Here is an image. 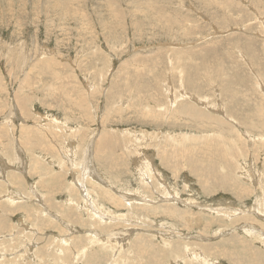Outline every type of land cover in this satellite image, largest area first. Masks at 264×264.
Masks as SVG:
<instances>
[{
    "label": "rangeland",
    "instance_id": "obj_1",
    "mask_svg": "<svg viewBox=\"0 0 264 264\" xmlns=\"http://www.w3.org/2000/svg\"><path fill=\"white\" fill-rule=\"evenodd\" d=\"M28 1L0 0V161H2L0 164L6 166V168L4 166L0 167V169L2 168L0 170V202L3 201V203H0V205L2 204L0 206V214L5 218L2 215L0 216L3 220L7 221L4 227L5 229H0V241L2 240L5 244H0V255L7 256L6 258L9 260V264H15V262L16 264H20V262L21 264H25L26 261L28 264H40L39 261L45 256L46 252L51 253V250L56 249L54 247V241L56 239L58 240V236L70 239L75 235V233H65L70 232V228L63 225L60 226V224L57 225L53 218L56 217L57 220L59 219L66 225L71 224L82 232L76 234H84L90 231L93 232L91 228L96 227L92 225L94 224L92 222L96 219V215L93 214L99 210L106 215L112 216V220L107 217L102 220L121 222L120 226H118L121 230L129 224L131 226L133 223L136 224L135 221H137L140 227L137 230L138 234L135 233L133 235L134 237H131L132 239L128 238L126 241L125 239H123L124 241L118 239V241L116 239H109V241L104 239V241L102 239V242L97 237H90L91 240L89 242V237L79 235L84 237V240L88 242V247H91L90 251L89 249H85V254H79L78 252L80 251L76 252V250L74 251L76 253H71L70 251L64 252V258L65 256L68 257L69 261H66L67 259L65 258L66 260L63 259L61 262L58 260L57 264L84 263L80 261H85L84 264H149V261L151 264H155V262H158L157 264H200V262L201 264H208V261L209 264H257V262H259L258 264H264V229H262L264 228V0H149V2H146L147 0H58L59 2L61 1L59 3H62L61 5H57L54 2L55 0ZM158 4L161 6H158ZM62 5L64 8H62ZM53 8H56V11ZM71 9L73 10L72 12ZM66 12L69 13L67 14ZM75 14H78V16ZM37 15L38 17H35ZM85 19L88 20L85 21ZM52 21L55 22L53 23ZM137 26H140V28ZM152 27L154 28L152 29ZM24 44L25 46H23ZM43 51L46 55L41 56V54H45ZM41 57L44 58L41 59ZM37 62H39L38 66L41 64L39 67L37 66ZM49 69L52 70L50 71ZM55 70L58 71L55 72ZM60 75H64L63 79L62 76L60 78ZM169 93H173L172 96L174 95V98ZM177 94L181 96L179 95L180 97L177 98ZM16 95L17 97H14ZM184 104L188 105L186 107L188 109H190L189 104L193 108L187 110ZM155 107L157 108L155 109ZM183 109H186L184 110L186 113L195 111L199 118L189 115L185 116V114L181 113L176 114L177 110L183 112ZM160 110H162L161 114L159 113ZM200 114H205V116L211 119L218 116L217 118L220 121H214L217 123L214 124L209 122L211 119L204 118L205 121L200 120ZM226 120L231 125L229 123L226 124ZM227 125H230L232 128L230 129ZM204 126L208 127L204 129ZM125 130L129 134L135 133L129 135ZM99 131H102V133L106 132L107 140L102 143L104 144L103 146L98 147L99 150L97 151L96 137L100 133ZM188 132H191L189 137H187ZM152 133H155V135ZM174 135H177V139ZM209 136L211 139H209ZM18 137L19 139H17ZM137 137H141L139 141ZM210 140L212 146L209 143ZM174 142L176 146H173ZM184 143H187V145ZM60 145L64 151L61 150ZM126 145L129 146L126 147ZM201 145L203 146L202 149H200L202 147ZM14 148L17 149L15 150ZM128 148L130 149L128 150ZM174 148H176V151ZM140 149L144 151L142 152ZM206 150L207 152H205ZM65 152L68 154H65ZM138 152L142 158L138 155ZM180 152L184 153L180 154ZM73 153L75 154L74 156L71 155ZM151 154L154 156L152 157ZM133 155L136 157H133ZM176 156L179 158L177 159ZM81 157H86V160ZM148 157L152 159V162L149 161L150 158L148 159ZM42 160L46 161V165L47 162L51 163L46 166ZM76 162L83 164L80 166ZM147 162H149L148 166ZM101 163L104 167L103 165L101 166ZM203 168L205 173L201 172ZM17 169H19L18 172H23L21 178L17 177V183L19 185L14 180L19 173L13 176L14 179L10 178V176L8 177V173L14 170L17 171ZM46 169H49L48 172ZM147 169L148 171L146 172ZM153 169L157 170L159 174L162 173L160 174V178L156 174L158 172H155ZM82 170L83 174L85 172L84 170H87L85 174H88L86 176L84 174L83 176L81 174ZM154 172L155 174H153ZM52 174L53 178L51 177ZM143 174L146 176L144 175V177ZM81 175L82 178L86 177V179L81 180ZM76 176L77 178H75ZM3 177L5 180H8L5 182ZM91 177L97 178H95V182L94 178L92 179ZM146 177H150L151 179L148 180ZM60 179L61 181H59ZM101 180L103 183H101ZM202 181L205 182L202 183ZM45 182L47 183L45 184ZM75 182L79 183L74 185ZM55 183L56 185H54ZM223 184L224 186H222ZM156 185L159 186L157 187ZM245 186L246 188H244ZM67 188H69L68 190L71 193L69 191L67 192ZM92 190L94 191L92 192ZM112 190L116 193L118 191L120 192L117 193L118 196L116 197L122 201L125 200L123 194L133 198L143 197L142 199L145 200L144 202L141 201V204L126 203L125 200V202L123 201L125 206H116L110 200L111 196L115 197L116 195ZM98 193L99 196H97ZM136 194H139L141 197ZM172 194L177 196L176 200L165 199L166 195H168L167 198H173ZM22 195L26 196L27 202H22L20 199L18 201H12L8 198V196H11V198H19ZM34 196L35 198H33ZM144 196L147 197L144 198ZM8 199L12 201V204ZM46 200L51 201L57 210L50 207L46 203ZM163 200L166 201L163 202ZM255 200L262 202L257 203ZM41 202L44 203L42 204ZM86 204L92 205V210L89 208L90 206L87 208ZM94 204L96 205L94 206ZM145 204L148 207L168 206L174 212L165 214L164 212L151 213L149 211H141L143 205L146 207ZM40 205L43 206L41 207ZM33 206L38 207L37 211L39 212L37 213L40 217H31L28 214L27 208L31 207L32 209ZM1 207L5 209L3 210ZM138 207H140V210H137ZM221 207H225L223 211L219 212L216 210ZM46 208L47 210L49 209L48 211H50V216H53L52 218L44 214L46 213L44 211ZM61 208L67 217L60 214L59 211H63ZM94 208L98 209L93 210ZM70 209L72 211H67ZM143 209L145 210V208ZM84 210L91 212H89L90 214L88 212L85 213ZM229 212H232L231 216ZM127 214H130L129 217L131 218ZM175 214H178L180 217L176 215V218ZM120 218L122 220L124 218V220L121 221ZM179 218L183 219L181 220ZM69 219L76 224L70 223ZM18 220L21 223L17 222ZM78 220L80 221L79 223L76 222ZM249 220L252 222L249 223ZM24 223L30 229L35 228L37 231L35 232L34 229L33 231H29L28 229L29 232L21 231L20 227ZM7 224L9 225L7 226ZM54 224L59 228L61 227L62 230L67 229V231L65 230L63 233L59 232L58 229L53 227ZM226 227L227 229H225ZM88 228L90 229L88 230ZM114 229L116 230V227L109 229V231ZM165 230L168 233H175L174 237H164L160 232ZM171 230L172 232H169ZM25 233L30 234V238ZM142 233L143 236H141ZM147 233L150 234L148 235ZM191 235L194 236V239H191ZM197 235H200L203 239ZM2 237L4 238L2 239ZM6 238H11L10 241L12 244ZM32 239H37V242H35L37 247H33ZM162 239L166 242H163ZM140 241L143 242L144 248L138 249L134 247V243ZM177 242L178 245L176 244ZM221 242L224 244L222 245ZM251 242L254 244L251 245ZM6 243H10L11 247ZM26 243L32 244H29L31 246L30 249ZM125 243H127V246ZM235 243L238 244L236 245ZM2 244L3 249L1 248ZM101 244H104V246H101ZM40 245L44 247V250H40L43 249ZM5 246L8 250L4 249ZM217 246L218 248H216ZM19 247L21 250H24L21 252ZM204 247L207 248L204 250ZM32 249L33 254L31 252ZM120 249H123L124 252H120L122 251ZM233 249H235V253L232 252ZM137 250H141L143 253L141 254ZM175 252L177 257L175 256ZM224 252L225 254H223ZM238 252L240 253L238 254ZM56 253L59 254L57 251ZM202 253L205 257L201 255ZM121 255L124 257L125 255L128 256L124 258ZM143 255L146 256L145 259H142L144 258ZM236 255L239 257L236 258ZM86 256L91 262L86 259ZM141 256L143 257L141 258ZM246 256L247 258H245ZM168 257L169 260H166ZM199 257L200 260L198 259ZM201 257L206 259L207 262ZM30 258L34 260H30ZM123 258L127 260V263ZM241 258L243 260L240 261ZM244 258L248 260L247 263ZM16 259H19V262ZM22 259H24V262H22ZM77 259L81 260L78 261ZM252 259H255L257 262H254L255 260L252 261ZM49 264L52 263L50 262Z\"/></svg>",
    "mask_w": 264,
    "mask_h": 264
},
{
    "label": "bare ground",
    "instance_id": "obj_2",
    "mask_svg": "<svg viewBox=\"0 0 264 264\" xmlns=\"http://www.w3.org/2000/svg\"><path fill=\"white\" fill-rule=\"evenodd\" d=\"M27 1H28V0H27ZM52 1H53V0H52ZM70 1H71V0H70ZM74 1H75V0H74ZM81 1H82V0H81ZM19 2H20V1H19ZM28 2H29V1H28ZM30 2H31V0H30ZM33 2H34V1H33ZM54 2H55L57 5H61V4H62V3L59 4L61 1L59 2L58 0H55ZM135 2H136V1H135ZM146 2H149V0H147ZM23 3H24V2H23ZM51 3H52V2H51ZM63 3H64V2H63ZM78 3H79V2H78ZM80 3H82V2H80ZM156 3H157V1H156ZM161 3H162V2H161ZM34 4H35V3H34ZM34 4H32V5H34ZM64 4H66V3H64ZM67 4H68V3H67ZM71 4H72V3H71ZM75 5L77 6V4H75ZM159 5H160V4H158V6H159ZM20 6H22V5H20ZM54 6H55V5H54ZM68 6H69V5H68ZM145 6H146V4H145ZM155 6H156V5H155ZM160 6H161V5H160ZM0 7H1V6H0ZM28 7H29V6H28ZM77 7H78V6H77ZM80 7H81V6H80ZM80 7H79V8H80ZM131 7H132V6H131ZM133 7H134V6H133ZM138 7H140V6H138ZM156 7H157V6H156ZM13 8H15V7H13ZM13 8H12V9H13ZM62 8H64L63 5H62ZM65 8H66V6H65ZM68 8H70V7H68ZM79 8H78V9H79ZM81 8H82V7H81ZM140 8H143V7H140ZM146 8H147V7H146ZM159 8L161 9V7H159ZM45 9H46V8H45ZM53 9H55L54 11H56V8H53ZM73 9H74V8H73ZM76 9H77V8H76ZM113 9H114V8H113ZM137 9H138V8H137ZM164 9H165V8H164ZM16 10H17V9H16ZM68 10H69V9H68ZM162 10H163V8H162ZM25 11H27V10H25ZM62 11H63V10H62ZM62 11H61V12H62ZM66 11H67V10H66ZM72 11H73V10L71 9V12H72ZM83 11H84V10H83ZM59 12H60V10H59ZM19 13H20V12H19ZM21 13H22V12H21ZM29 13H30V12H29ZM39 13H40V12H39ZM46 13H47V11H46ZM48 13H49V12H48ZM54 13H56V12H54ZM62 13H63V12H62ZM66 13H67V12H66ZM68 13H69V12H68ZM68 13H67V14H68ZM74 13H75V12H74ZM80 13H81V12H80ZM85 13H86V11H85ZM88 13H89V12H88ZM141 13H142V12H141ZM14 14H15V11H14ZM14 14H13V15H14ZM83 14H84V13H83ZM90 14L92 15V13H90ZM110 14H112V13H110ZM44 15H45V14H44ZM56 15H57V14H56ZM75 15H76V14H75ZM75 15H74V16H75ZM114 15H115V14H114ZM135 15H136V14H135ZM140 15H141V14H140ZM11 16H12V15H11ZM59 16H60V15H59ZM76 16H78V14H77ZM76 16H75V17H76ZM89 16H90V15H89ZM93 16H95V15H93ZM132 16H134V15H132ZM142 16H143V15H142ZM16 17H17V16H16ZM18 17H19V16H18ZM35 17H38V15L35 16ZM46 17H47V16H46ZM54 17H55V16H54ZM60 17H61V16H60ZM66 17H67V16H66ZM80 17H81V15H80ZM87 17H88V16H87ZM109 17H110V16H109ZM117 17H118V16H117ZM154 17H155V16H154ZM154 17H153V18H154ZM1 18H2V16H1ZM33 18H34V17H33ZM33 18H32V19H33ZM39 18H40V17H39ZM52 18H53V17H52ZM67 18H68V17H67ZM69 18H70V17H69ZM81 18H82V17H81ZM81 18H80V19H81ZM83 18H84V17H83ZM153 18H152V19H153ZM37 19H38V18H37ZM47 19H48V18H47ZM63 19H64V18H63ZM77 19H78V18H77ZM88 19H89V18H88ZM88 19H87V20H88ZM14 20H15V19H14ZM48 20H49V19H48ZM59 20H60V19H59ZM64 20H65V19H64ZM87 20L85 19V21H87ZM89 20H90V19H89ZM2 21H3V20H2ZM10 21H11V20H10ZM17 21H18V20H17ZM46 21H47V20H46ZM85 21H83V22H85ZM48 22H49V21H48ZM52 22H53V21H52ZM54 22H55V21H54ZM54 22H53V23H54ZM59 22H60V21H59ZM68 23H69V22H68ZM87 23H88V22H87ZM19 24H20V23H19ZM49 24H50V23H49ZM57 25H58V23H57ZM64 25H65V24H64ZM67 25H68V24H67ZM67 25H66V27H67ZM46 26H47V25H46ZM58 26H59V25H58ZM19 27H20V26H19ZM52 27H53V25H52ZM79 27H80V26H79ZM83 27H84V25H83ZM83 27H82V28H83ZM137 27L140 28V26H137ZM34 28H35V26H34ZM34 28H33V29H34ZM47 28H48V27H47ZM49 28H50V27H49ZM55 28H56V27H55ZM64 28H65V27H64ZM150 28H151V27H150ZM153 28H154V27H152V29H153ZM83 29H84V28H83ZM35 30H36V29H35ZM61 30H62V28H61ZM68 30H69V29H68ZM55 32H56V31H55ZM57 32H58V31H57ZM17 33H18V32H17ZM21 33H22V32H21ZM52 33H53V32H52ZM60 33H61V32H60ZM62 34H63V32H62ZM66 34H67V33H66ZM21 36H23V35H21ZM56 36H57V35H56ZM63 36H64V35H63ZM46 37H47V36H46ZM22 38H23V37H22ZM59 38H60V37H59ZM56 39H57V37H56ZM24 40H25V38H24ZM26 40H28V39H26ZM26 42H27V41H26ZM56 42H57V41H56ZM60 42H61V41H60ZM24 43H25V41H24ZM29 43H30V42H29ZM32 43H33V42H32ZM5 44H6V42H5ZM7 44H8V43H7ZM9 44H10V43H9ZM33 44H34V43H33ZM33 44H32V45H33ZM37 44H38V43H37ZM27 45H28V44H27ZM2 46H3V45H2ZM8 46H9V45H8ZM23 46H25V44H24ZM39 46H40V45H39ZM59 46H60V45H59ZM21 47H22V46H21ZM34 47H35V46H34ZM18 48H19V46H18ZM30 48H31V47H30ZM26 49H27V47H26ZM34 49H35V48H34ZM34 49H33V50H34ZM20 50H21V49H20ZM92 50H93V49H92ZM92 50H91V51H92ZM15 52H16V51H15ZM43 52H44V51H43ZM44 53H45V52H44ZM48 53H49V52H48ZM38 55H39V54H38ZM42 55H46V53H45V54H41V56H42ZM36 56H37V55H36ZM46 57H47V56H46ZM35 58H37V57H35ZM42 58H44V57H41V59H42ZM49 59H50V58H49ZM33 60H34V59H33ZM39 60H40V59H39ZM44 61H47V60H44ZM40 62H41V60H40ZM38 63H39V62H37V66H38ZM32 64H34V63H32ZM43 64H44V63H43ZM40 65H41V64H40ZM40 65H39V66H40ZM39 66H38V67H39ZM250 67H251V66H250ZM33 70H34V68H33ZM42 70H43V69H42ZM49 70H50V69H49ZM51 70H52V69H51ZM51 70H50V71H51ZM47 71H48V70H47ZM50 71H49V72H50ZM57 71H58V70H57ZM57 71L55 70V72H57ZM52 72H53V71H52ZM65 73H66V72H65ZM27 74H28V73H27ZM38 74H39V73H38ZM40 74H41V73H40ZM47 74H48V73H47ZM59 74H60V73H59ZM67 74H68V73H67ZM67 74H66V75H67ZM70 74H71V73H70ZM52 75H53V74H52ZM66 75H65V76H66ZM42 76H43V74H42ZM44 76H45V75H44ZM58 76H59V75H58ZM61 76H62V75H60V78H61ZM63 76H64V75H63ZM63 76H62V79H63ZM49 77H50V76H49ZM51 77H52V76H51ZM54 77H55V76H54ZM197 77H198V76H197ZM26 78H27V77H26ZM57 78H58V77H57ZM188 79H189V78H188ZM196 79H197V78H196ZM193 80H194V79H193ZM59 81H60V80H59ZM192 82H193V81H192ZM48 83H49V82H48ZM195 84H196V83H195ZM23 85H24V84H23ZM197 85H198V84H197ZM170 86H171V85H170ZM190 86H191V85H190ZM193 86H194V84H193ZM193 86H192V87H193ZM194 87H195V86H194ZM25 88H26V87H25ZM190 88H191V87H190ZM25 90H26V89H25ZM164 90H165V89H164ZM169 90H170V89H169ZM185 90H186V89H185ZM218 90H219V89H218ZM220 90H221V89H220ZM170 92H171V90H170ZM173 92H174V91H173ZM188 92H189V91H188ZM188 92H187V93H188ZM203 92H204V91H203ZM10 94H11V93H10ZM169 94H170V93H169ZM172 94H173V93H172ZM172 94H170V95L172 96ZM175 94H176V92H175ZM214 94H215V93H214ZM14 95H15V94H14ZM141 95H142V94H141ZM167 95H168V94H167ZM177 95H178V94H177ZM177 95H176V96H177ZM179 95H180V94H179ZM179 95L177 96V98L181 96V95H180V96H179ZM185 95H186V94H185ZM196 95H197V94H196ZM203 95H204V94H203ZM173 96H174V95H173ZM173 96H172V97H173ZM209 96H210V95H209ZM14 97H17V95L14 96ZM162 97H163V96H162ZM162 97H161V98H162ZM202 97L204 98V96H202ZM140 98H141V97H140ZM142 98H143V97H142ZM163 98H164V97H163ZM169 98H170V96H169ZM173 98H174V97H173ZM181 98H183V97H181ZM197 98H198V97H197ZM15 99H16V98H15ZM17 99H18V98H17ZM185 99H187V98H185ZM134 100H135V99H134ZM137 100H138V99H137ZM142 100H143V99H142ZM11 101H12V100H11ZM15 101H16V100H15ZM139 101H140V100H139ZM157 101H158V100H157ZM172 101H173V99H172ZM151 102H153V101H151ZM222 102H223V101H222ZM10 103H11V102H10ZM14 103H15V102H14ZM160 103H161V102H160ZM175 103H176V101H175ZM175 103H172V104H175ZM187 103H189V102H187ZM225 103H226V102H225ZM12 104H13V103H12ZM19 104H20V103H19ZM192 104H194V103H192ZM16 105H17V104H16ZM122 105H123V103H122ZM149 105H150V103H149ZM152 105H154V104H152ZM158 105H159V104H158ZM184 105H185V104H184ZM118 106H119V104H118ZM150 106H151V105H150ZM187 106H188V105L186 104L184 107L186 108ZM12 107H13V106H12ZM153 107H154V106H153ZM157 107L159 108V106H157ZM157 107H155V109H156ZM180 107H181V106H180ZM189 107H190V109L193 108V106H192L191 104H189ZM194 107H195V106H194ZM17 108H18V106H17ZM178 108H179V107H178ZM182 108H183V107H182ZM151 109H152V108H151ZM175 109H176V108H175ZM186 109H187V110H190V109H188V108H186ZM186 109H183V112H181L180 110H177V111H176V114L181 113V114H185V116H186V115H189V116H191V117L199 118V116L195 113V111H194V112L189 111L188 113H186V112L184 111V110H186ZM20 110H21V109H20ZM181 110H182V109H181ZM193 110H194V109H193ZM158 111H159V110H158ZM198 111H199V110H198ZM13 112H14V111H13ZM16 112H17V111H16ZM161 112H162V110H160L159 113L161 114ZM146 113H147V112H146ZM18 114H20V113H18ZM176 114H174V115H176ZM179 115H180V114H179ZM206 115H207V114H206ZM212 115H213V114H212ZM15 116H16V114H15ZM17 116H18V115H17ZM21 116H22V115H21ZM23 116H24V115H23ZM88 116H89V115H88ZM185 116H184V117H185ZM189 116H188V117H189ZM209 116H210V114H209ZM200 117H201L200 120H203V121H205L204 118H206V119H211V118H209L208 116H205V114H200ZM213 117H214V116H213ZM217 117H218V116H217ZM217 117L215 116V117H214L213 119H211L209 122L215 124L216 122H214V121H220V120H218ZM226 117H228V116H226ZM66 118H67V117H66ZM87 118H88V117H87ZM89 118H91V117H89ZM230 118H231V117H230ZM233 118H234V117H233ZM227 119H228V118H227ZM22 120H24V119H22ZM236 120H237V119H236ZM190 121H191V120H190ZM20 122H21V121H20ZM196 122H197V119H196ZM222 122L225 123V121H223V120H222ZM232 122H233V121H232ZM40 123H41V122H40ZM42 123H43V122H42ZM192 123H193V122H192ZM194 123H195V121H194ZM199 123H200V122H199ZM199 123H198V124H199ZM201 123H202V122H201ZM228 123H229V122H227V120H226V124H228ZM234 123H235V122H234ZM236 123H237V122H236ZM2 124H3V123H2ZM21 124H22V123H21ZM25 124H26V123H25ZM25 124H24V125H25ZM27 124H28V123H27ZM56 124H57V123H56ZM206 124H207V123H206ZM214 124H213V126H214ZM216 124H217V123H216ZM226 124H225V125H226ZM229 124H230V123H229ZM241 124H242V122H241ZM19 125H20V123H19ZM30 125H31V124H30ZM30 125H29V126H30ZM46 125H47V124H46ZM60 125H61V124H60ZM195 125H196V124H195ZM208 125H209V124H208ZM230 125H231V124H230ZM230 125H227V126L230 127V129H231L232 127H231ZM236 125H237V124H236ZM0 126H1V125H0ZM50 126H52V125H50ZM238 126H239V123H238ZM16 127H17V126H16ZM37 127H38V125H37ZM41 127H43V126H41ZM44 127H45V126H44ZM81 127H82V126H81ZM195 127H196V126H195ZM195 127H194V128H195ZM205 127H208V126H204V129H205ZM223 127H225V126H223ZM228 127H227V128H228ZM234 127H235V126H234ZM39 128H40V127H39ZM39 128H38V129H39ZM52 128H54V127H52ZM68 128H69V127H68ZM197 128H198V127H197ZM195 129H196V128H195ZM202 129H203V128H202ZM225 129H226V128H225ZM0 130H1V129H0ZM27 130H28V129H27ZM96 130H97V128H96ZM99 130H100V129H99ZM106 130H107V129H106ZM160 130H161V129H160ZM197 130H198V129H197ZM199 130H200V129H199ZM223 130H224V129H223ZM228 130H229V129H228ZM92 131H93V130H92ZM125 131L128 132L127 130H125ZM125 131H124V133H125V135H126V132H125ZM134 131H135V130H134ZM143 131H144V130H143ZM143 131H142V132H143ZM216 131H217V130H216ZM225 131H226V130H225ZM225 131H224V132H225ZM230 131H231V130H230ZM233 131H234V130H233ZM27 132H28V131H27ZM97 132H98V131H97ZM99 132H100V131H99ZM121 132H122V131H121ZM144 132H145V131H144ZM170 132H171V131H170ZM200 132H201V131H200ZM222 132H223V131H222ZM95 133H96V131H95ZM95 133H92V134H95ZM113 133H114V132H113ZM122 133H123V132H122ZM130 133H131V132H130ZM134 133H135V132H134ZM134 133H131V134H134ZM158 133H159V132H158ZM158 133H156V135H158ZM174 133H175V131H174ZM202 133H203V132H202ZM210 133H211V132H210ZM214 133H216V132H214ZM226 133H227V132H226ZM228 133H229V132H228ZM236 133H237V132H236ZM30 134H31V133H30ZM41 134H42V133H41ZM82 134H83V133H82ZM90 134H91V133H90ZM111 134H112V133H111ZM111 134H110V135H111ZM128 134H129V132H128ZM131 134H129V135H131ZM136 134H137V133H136ZM140 134H141V133H140ZM143 134H144V133H143ZM152 134L155 135V133H152ZM168 134H169V133H168ZM190 134H191V132H190V133L188 132L187 137H189ZM203 134H204V133H203ZM203 134H202V135H203ZM207 134H208V133H207ZM218 134H219V133H218ZM113 135L116 136L115 134H113ZM138 135H139V134H138ZM144 135H145V134H144ZM165 135H166V134H165ZM208 135H209V134H208ZM216 135H217V134H216ZM7 136H8V135H7ZM28 136H29V135H28ZM37 136H39V135H37ZM40 136H41V135H40ZM92 136H93V135H92ZM95 136H96V135H95ZM133 136H134V135H133ZM141 136H143V135H141ZM147 136H148V135H147ZM159 136H160V134H159ZM167 136H169V135H167ZM167 136H166V137H167ZM174 136H175V135H174ZM193 136H194V135H193ZM196 136H197V135H196ZM205 136H206V135H205ZM205 136H204V137H205ZM210 136H211V135H210ZM210 136H209V137H210ZM225 136H226V134H225ZM0 137H1V136H0ZM89 137H90V136H89ZM89 137H88V138H89ZM121 137H123V136H121ZM128 137H130V136H128ZM131 137H132V136H131ZM134 137H135V136H134ZM145 137H146V135H145ZM185 137H186V136H185ZM209 137H208V138H209ZM90 138H92V137H90ZM96 138H97V139H96V141H97V142H96V144H97L96 149H97V151H98V150H99L98 147L103 146L104 144H102V143L105 142V141L107 140V138H106V132H103V133H102V131H101L99 134H97V137H96ZM137 138H138V137H137ZM137 138H136V139H137ZM140 138H141V137L138 138V141H139ZM142 138H143V137H142ZM163 138H164V137H163ZM175 138L177 139V135L175 136ZM183 138H184V137H183ZM205 138H207V137H205ZM218 138H219V137H218ZM17 139H19V137H18ZM41 139H42V138H41ZM68 139H69V138H68ZM73 139H74V138H73ZM86 139H87V138H86ZM108 139H109V138H108ZM112 139H113V138H112ZM120 139H121V138H120ZM126 139H127V138H126ZM136 139H135V140H136ZM150 139H151V138H150ZM155 139H156V137H155ZM157 139H158V138H157ZM164 139H165V138H164ZM166 139H167V138H166ZM185 139H186V138H185ZM192 139H193V138H192ZM202 139H203V137H202ZM209 139H211V137H210ZM0 140H1V139H0ZM45 140H46V139H45ZM71 140H72V139H71ZM75 140H76V139H75ZM117 140H118V139H117ZM145 140H146V139H145ZM151 140H152V139H151ZM153 140H154V139H153ZM161 140H162V139H161ZM174 140H175V139H174ZM190 140H191V139H190ZM190 140H189V141H190ZM193 140H194V139H193ZM207 140H208V139H207ZM29 141H31V140H29ZM43 141H44V140H43ZM47 141H48V140H47ZM77 141H78V140H77ZM77 141H76V142H77ZM92 141H93V140H92ZM118 141H119V140H118ZM141 141H143V140H141ZM166 141H167V140H166ZM168 141H169V140H168ZM172 141H173V140H172ZM202 141H203V140H202ZM205 141H206V140H205ZM16 142H17V141H16ZM74 142H75V141H74ZM80 142H81V141H80ZM89 142H91V141H89ZM94 142H95V140H94ZM164 142H165V141H164ZM170 142H171V141H170ZM181 142H182V141H181ZM190 142H192V141H190ZM194 142H195V140H194ZM213 142H214V141H213ZM20 143H21V142H20ZM38 143H39V142H38ZM81 143H82V142H81ZM132 143H134V142H132ZM162 143H163V142H162ZM179 143H180V142H179ZM187 143L189 144V142H187ZM187 143H184V144L187 145ZM203 143H204V142H203ZM209 143H210V145H211V140H210ZM41 144H42V143H41ZM44 144H45V142H44ZM64 144H65V143H64ZM69 144H70V143H69ZM82 144H83V143H82ZM85 144H86V143H85ZM88 144H89V143H88ZM88 144H87V145H88ZM90 144H91V143H90ZM134 144H136V143H134ZM152 144H155V143H152ZM164 144H165V143H164ZM174 144H175V142L173 143V146H176V144H175V145H174ZM195 144H196V143H195ZM17 145H18V144H17ZM17 145H16V146H17ZM76 145H77V143H76ZM91 145H92V144H91ZM124 145H125V144H124ZM149 145H150V144H149ZM158 145H159V144H158ZM160 145H161V144H160ZM166 145H167V144H166ZM190 145H191V144H190ZM204 145H205V144H204ZM214 145H215V144H214ZM60 146H61V145H60ZM63 146H64V145H63ZM70 146H71V144H70ZM72 146H73V145H72ZM74 146H75V145H74ZM89 146H90V145H89ZM128 146H129V145H128ZM128 146L126 145V147H128ZM146 146H147V144H146ZM156 146H157V145H156ZM191 146H192V145H191ZM191 146H190V147H191ZM194 146H195V145H194ZM194 146H193V147H194ZM201 146H202V145H201ZM211 146H212V145H211ZM38 147H39V146H38ZM43 147H44V146H43ZM43 147H42V148H43ZM49 147H50V146H49ZM58 147H59V146H58ZM68 147H69V146H68ZM82 147H83V146H82ZM126 147H125V148H126ZM158 147H159V146H158ZM164 147H165V146H164ZM170 147H171V146H170ZM205 147H206V146H205ZM225 147H226V146H225ZM39 148H40V147H39ZM42 148H41V149H42ZM90 148H91V147H90ZM90 148H89V149H90ZM112 148H113V147H112ZM135 148H136V147H135ZM138 148H139V147H138ZM138 148H137V149H138ZM156 148H157V147H156ZM185 148H186V147H185ZM188 148H189V147H188ZM202 148H203V146H202L200 149H202ZM207 148H208V147H207ZM14 149H15V148H14ZM16 149H17V148H16ZM16 149H15V150H16ZM43 149H44V148H43ZM45 149H46V148H45ZM70 149H71V148H70ZM81 149H82V148H81ZM83 149H84V148H83ZM129 149H130V148H128V150H129ZM160 149H161V148H160ZM172 149H173V148H172ZM174 149H175V151H176V148H174ZM182 149H183V148H182ZM197 149H198V148H197ZM53 150H54V149H53ZM61 150H63V149H62V146H61ZM121 150H122V149H121ZM126 150H127V148H126ZM140 150L142 151V149H140ZM193 150H194V149H193ZM195 150H196V148H195ZM211 150H212V148H211ZM21 151H22V149H21ZM63 151H64V150H63ZM63 151H62V152H63ZM68 151H69V150H68ZM68 151H67V152H68ZM80 151H81V150H80ZM137 151H138V150H137ZM143 151H144V150H143ZM143 151H142V152H143ZM164 151H165V150H164ZM197 151H198V150H197ZM197 151H195V152H197ZM200 151H201V150H200ZM200 151H199V152H200ZM203 151H204V150H203ZM208 151H209V150H208ZM212 151H213V150H212ZM18 152H19V151H18ZM44 152H45V151H44ZM54 152H55V150H54ZM71 152H72V149H71ZM71 152H70V153H71ZM117 152H118V150H117ZM139 152H140V151H139ZM139 152H138V155H140ZM142 152H141V153H142ZM145 152H146V151H145ZM162 152H163V151H162ZM172 152H173V151H172ZM188 152H191V151H188ZM193 152H194V151H193ZM205 152H207V150H206ZM23 153H24V152H23ZM158 153H159V152H158ZM183 153H184V152H182V153L180 152V154H183ZM185 153H186V152H185ZM41 154H42V153H41ZM65 154H68V153L65 152ZM89 154H91V153H89ZM98 154H99V153H98ZM131 154H132V153H131ZM142 154H143V153H142ZM144 154H146V153H144ZM147 154H148V153H147ZM166 154H167V153H166ZM190 154H191V153H190ZM194 154H195V153H194ZM18 155H19V154H18ZM62 155H63V154H62ZM71 155L74 156L75 154L73 153V154H71ZM71 155H70V157H71ZM77 155H78V154H77ZM110 155H111V154H110ZM124 155H125V154H124ZM149 155H150V154H149ZM172 155H173V154H172ZM175 155H176V154H175ZM185 155H186V154H185ZM191 155H192V154H191ZM67 156H69V155H67ZM96 156H97V155H96ZM112 156H113V155H112ZM115 156H116V155H115ZM142 156H143V155H142ZM147 156H148V155H147ZM151 156H152V154H151ZM153 156H154V155H153ZM153 156H152V157H153ZM164 156H165V155H164ZM179 156H180V155H179ZM193 156H194V155H193ZM237 156H238V155H237ZM18 157L20 158V156H18ZM26 157H27V156H26ZM62 157H63V156H62ZM88 157H89V156H88ZM92 157H94V155H92ZM113 157H114V156H113ZM117 157H118V155H117ZM119 157H120V154H119ZM119 157H118V158H119ZM133 157H136V156L133 155ZM140 157H141V155H140ZM165 157H166V156H165ZM171 157H173V156H171ZM180 157H181V156H180ZM14 158H15V157H14ZM33 158H35V157H33ZM45 158L47 159L46 156H45ZM45 158H44V159H45ZM74 158H75V157H74ZM81 158H83V157H81ZM115 158H116V157H115ZM141 158H142V157H141ZM146 158H147V157H146ZM149 158H150V157H148V159H149ZM168 158H169V157H168ZM176 158H177V156H176ZM178 158H179V157H178ZM178 158H177V159H178ZM183 158H184V156H183ZM24 159H25V158H24ZM24 159H23V160H24ZM44 159H43V160H44ZM53 159H54V158H53ZM61 159H62V158H61ZM67 159H68V157H67ZM79 159H80V158H79ZM83 159L86 160V157L83 158ZM95 159H96V158H95ZM95 159H94V160H95ZM122 159H123V158H122ZM133 159L135 160V158H133ZM165 159H166V158H165ZM165 159H164V160H165ZM181 159H182V158H181ZM181 159H180V160H181ZM187 159H188V158H187ZM189 159H190V158H189ZM198 159H199V158H198ZM26 160H27V159H26ZM26 160H25V161H26ZM43 160H42V161H43ZM54 160H55V159H54ZM64 160H65V157H64ZM64 160H63V162H64ZM92 160H93V159H92ZM96 160H97V159H96ZM114 160H115V159H114ZM164 160H163V162H164ZM172 160H173V159H172ZM191 160H193V159H191ZM81 161H82V159H81ZM81 161H79V162H81ZM145 161H147V160H145ZM149 161L152 162V159L150 158ZM206 161H207V160H206ZM1 162H2V161H0V163H1ZM23 162H24V161H23ZM43 162H44L43 164H45L46 161H43ZM85 162H86V161H85ZM85 162H84V163H85ZM94 162L96 163V161H94ZM142 162H143V160H142ZM169 162H170V161H169ZM173 162H174V161H173ZM176 162H177V161H176ZM182 162H183V161H182ZM186 162H187V161H186ZM200 162H201V161H200ZM227 162H228V161H227ZM50 163H51V162H49V163L47 162V165L50 164ZM52 163H53V162H52ZM70 163H71V162H70ZM76 163L78 164V162H76ZM139 163H140V161H139ZM148 163H149V162H147V166H148ZM161 163H162V162H161ZM166 163H167V162H166ZM170 163H171V162H170ZM170 163H169V164H170ZM190 163H191V162H190ZM196 163H197V160H196ZM3 164H4V163H3ZM81 164H83V163H80V164H78V165L81 166ZM91 164H92V163H91ZM137 164H138V163H137ZM141 164H142V163H141ZM184 164H185V163H184ZM194 164H195V163H194ZM205 164H207V163H205ZM0 165H1V164H0ZM19 165H21V164L19 163ZM22 165H23V164H22ZM25 165H26V164H25ZM45 165H46V164H45ZM47 165H46V166H47ZM84 165H85V164H84ZM98 165H100V164H98ZM102 165H103V164L101 163V166H102ZM105 165H106V164H105ZM199 165L201 166V164H199ZM210 165H211V164H210ZM2 166H4V165H1L0 167H2ZM34 166H35V165H34ZM50 166H51V165H50ZM50 166H49V167H50ZM93 166H94V165H93ZM144 166H146V165H144ZM197 166H198V165H197ZM4 167L6 168V166H4ZM4 167H3V168H4ZM21 167H22V166H21ZM21 167H20V168H21ZM65 167H66V166H65ZM85 167H86V166H85ZM88 167H89V166H88ZM90 167H91V166H90ZM103 167H104V165H103ZM141 167H142V166H141ZM150 167H151V166H150ZM191 167H192V166H191ZM212 167H213V166H212ZM20 168H19V169H20ZM46 168H47V167H46ZM50 168H51V167H50ZM63 168H64V167H63ZM69 168H71V167H69ZM72 168H73V167H72ZM81 168H82V167H81ZM86 168H87V167H86ZM86 168H84V169H86ZM143 168H144V167H143ZM157 168H158V167H157ZM170 168H171V167H170ZM1 169H2V168H1ZM1 169H0V170H1ZM9 169L11 170V168H9ZM14 169H15V168H14ZM19 169H17V171L14 170L13 172L8 173V177L10 176V178H12V179H14L13 176H15L16 174L19 173L18 175H16V177H15V179H14V180H16L15 183L18 184V185H19V183H17V177H18V178H21L22 175H23V172H22V171H21L22 173H21L20 171L18 172ZM22 169H23V168H22ZM26 169H27V168H26ZM73 169H75V168H73ZM87 169H88V168H87ZM108 169H109V168H108ZM126 169H127V168H126ZM139 169H140V167H139ZM141 169H142V168H141ZM174 169H175V168H174ZM198 169H199V168H198ZM212 169H213V168H212ZM44 170H45V169H44ZM46 170H47V172H48L49 169H46ZM52 170H53V169H52ZM91 170H92V168H91ZM93 170H94V168H93ZM127 170H128V169H127ZM142 170H143V169H142ZM149 170H150V168H149ZM153 170H154V169H153ZM159 170H160V169H159ZM5 171H6V170H5ZM7 171H8V169H7ZM7 171H6V172H7ZM37 171H38V170H37ZM63 171H64V170H63ZM84 171L87 172V170H84ZM89 171H90V170H89ZM147 171H148V169L146 170V172H147ZM151 171H152V169H151ZM154 171L156 172L157 170H154ZM177 171H178V170H177ZM26 172H27V171H26ZM71 172H72V171H71ZM85 172H84V174H85ZM92 172H93V171H92ZM92 172H91V174H92ZM140 172H141V171H140ZM155 172H154L153 174H155ZM157 172H158V171H157ZM196 172H197V171H196ZM201 172H204V168H203V171H201ZM211 172H212V170H211ZM1 173H2V172H1ZM13 173H14V174H13ZM34 173H35V172H34ZM56 173H57V172H56ZM61 173H62V172H61ZM72 173H74V172H72ZM72 173H71V174H72ZM75 173H76V172H75ZM94 173H95V172H94ZM96 173H97V171H96ZM204 173H205V172H204ZM2 174H3V173H2ZM2 174H1V175H2ZM4 174H5V172H4ZM54 174H55V173H54ZM81 174H83V170H82V173H81ZM84 174H83V176H84ZM87 174H88V173H86L85 176H86ZM89 174H90V173H89ZM97 174H98V173H97ZM141 174H142V173H141ZM146 174H147V173H146ZM156 174H158V175H159V178H160V174H162V173L159 174V172H158V173H156ZM199 174H200V172H199ZM199 174H198V175H199ZM206 174H207V173H206ZM212 174H213V173H212ZM58 175H59V174H58ZM76 175H77V174H76ZM95 175H96V174H95ZM144 175H145V174H143V176H144ZM150 175H151V174H150ZM214 175H215V174H214ZM24 176H25V174H24ZM39 176H40V175H39ZM55 176H56V175H55ZM73 176H74V175H73ZM89 176H90V175H89ZM89 176H88V177H89ZM92 176H94V175H92ZM101 176H102V175H101ZM134 176H135V175H134ZM141 176H142V175H141ZM145 176H146V175H145ZM145 176H144V177H145ZM147 176H148V174H147ZM204 176H205V175H204ZM251 176H252V175H251ZM51 177L53 178V174H52ZM59 177H60V176H59ZM61 177H62V176H61ZM78 177H79V176H78ZM99 177H100V175H99ZM151 177H152V176H151ZM163 177H164V176H163ZM208 177H209V176H208ZM212 177H213V175H212ZM3 178H4V177H3ZM46 178H48V177H46ZM54 178H55V177H54ZM62 178H64V177H62ZM75 178H77V176H76ZM81 178H82V175H81ZM91 178H92V177H91ZM93 178H94V182H95V178H96V177H93ZM93 178H92V179H93ZM107 178H108V177H107ZM146 178H148V180L151 179L150 177H146ZM200 178H201V177H200ZM26 179H27V178H26ZM48 179H49V178H48ZM48 179H47V180H48ZM79 179H80V178H79ZM83 179L85 180L86 177H85V178H82L81 180H83ZM96 179H97V178H96ZM104 179H105V177H104ZM104 179H103V180H104ZM108 179H109V178H108ZM114 179H115V178H114ZM153 179H154V178H153ZM162 179H163V178H162ZM217 179H218V178H217ZM217 179H216V180H217ZM233 179H234V178H233ZM238 179H239V178H238ZM253 179H254V178H253ZM255 179H256V178H255ZM0 180H1V179H0ZM2 180H3V179H2ZM7 180H8V179L5 180V178H4V181H5V182H6ZM37 180L40 181V179H38V178H37ZM47 180H46V181H47ZM55 180H56V179H55ZM55 180H54V181H55ZM73 180H74V179H73ZM75 180H76V179H75ZM98 180H99V179H98ZM154 180H155V179H154ZM202 180H203V177H202ZM236 180H237V179H236ZM236 180H235V181H236ZM244 180H245V179H244ZM249 180H250V178H249ZM50 181H51V180H50ZM52 181H53V180H52ZM59 181H61V179H60ZM76 181H77V180H76ZM99 181H100V180H99ZM105 181H106V179H105ZM151 181H152V180H151ZM165 181H166V180H165ZM205 181H206V180H205ZM205 181H202V183H204ZM210 181H211V180H210ZM210 181H209V182H210ZM213 181H214V180H213ZM228 181H229V180H228ZM252 181H253V180H252ZM1 182H2V181H1ZM5 182H4V183H5ZM23 182H24V180H23ZM55 182H56V181H55ZM73 182H74V181H73ZM73 182H71V184H73ZM144 182H145V181H144ZM159 182H160V181H159ZM161 182H163V181H161ZM209 182H208V183H209ZM233 182H234V181H233ZM237 182H238V181H237ZM237 182H236V183H237ZM256 182H257V181H256ZM260 182H261V181H260ZM20 183H21V182H20ZM39 183H40V182H39ZM46 183H47V182H45V184H46ZM76 183H79V182H75L74 185H75ZM101 183H103L102 180H101ZM101 183H100V184H101ZM110 183H111V182H110ZM152 183H154V182H152ZM163 183H164V182H163ZM211 183L213 184V182H211ZM220 183H221V182H220ZM231 183H232V182H231ZM9 184H10V183H9ZM48 184H49V182H48ZM57 184L59 185V183H57ZM60 184H61V183H60ZM67 184H68V183H67ZM69 184H70V183H69ZM82 184H83V182H82ZM98 184H99V182H98ZM147 184H148V183H147ZM155 184H157V183H155ZM158 184H159V183H158ZM247 184H248V183H247ZM42 185H44V184H42ZM54 185H56V183H55ZM77 185H78V184H77ZM87 185H88V184H87ZM114 185H115V184H114ZM149 185H150V184H149ZM229 185H230V184H229ZM248 185H249V184H248ZM5 186H6V185H5ZM22 186H23V185H22ZM47 186H48V185H47ZM51 186H52V185H51ZM62 186H63V184H62ZM72 186H73V185H72ZM98 186H99V185H98ZM100 186H101V185H100ZM150 186H151V185H150ZM153 186H154V185H153ZM153 186H152V187H153ZM156 186H157V185H156ZM158 186H159V185H158ZM158 186H157V187H158ZM222 186H224V184H223ZM230 186H231V185H230ZM233 186H235V185H233ZM249 186H250V185H249ZM41 187H42V186H41ZM48 187H49V186H48ZM73 187H74V186H73ZM73 187H72V188H73ZM75 187H76V186H75ZM106 187H107V186H106ZM106 187H105V188H106ZM170 187H171V186H170ZM225 187H226V186H225ZM239 187H240V186H239ZM251 187H252V186H251ZM263 187H264V186H263ZM26 188H27V187H26ZM72 188H71V189H72ZM102 188H103V186H102ZM102 188H101V189H102ZM145 188H146V187H145ZM167 188H169V187H167ZM230 188H231V187H230ZM244 188H246V186H245ZM248 188H249V187H248ZM253 188H254V187H253ZM34 189H35V188H34ZM68 189H69V188H67V192H68V191L70 192V190H68ZM76 189H77V188H76ZM86 189H87V188H86ZM93 189H94V188H93ZM96 189H97V188H96ZM96 189H95V190H96ZM107 189H108V188H107ZM118 189H119V188H118ZM156 189H157V188H156ZM236 189H237V188H236ZM120 190H121V189H120ZM123 190L125 191V189H123ZM135 190H136V189H135ZM141 190H142V189H141ZM148 190H149V189H148ZM168 190H169V189H168ZM232 190H233V189H232ZM242 190H243V189H242ZM246 190H247V189H246ZM20 191H21V190H20ZM79 191H80V190H79ZM82 191H83V190H82ZM93 191H94V190H92V192H93ZM98 191H100V190L98 189ZM106 191H107V190H106ZM112 191H113V190H112ZM117 191H118V190H117ZM138 191H139V190H138ZM169 191H170V190H169ZM236 191H237V190H236ZM251 191H252V190H251ZM58 192H60V191H58ZM80 192H81V191H80ZM83 192H84V191H83ZM86 192L88 193L87 190H86ZM89 192H90V191H89ZM96 192H97V190H96ZM113 192H115V191H113ZM133 192H134V191H133ZM135 192H136V191H135ZM171 192H172V191H171ZM238 192H239V191H238ZM252 192H253V191H252ZM256 192H257V191H256ZM10 193H11V192H10ZM15 193H16V192H15ZM70 193H71V192H70ZM73 193H74V192H73ZM84 193H85V192H84ZM87 193H86V194H87ZM90 193H91V192H90ZM99 193H100V192H99ZM99 193L97 194V196H99ZM109 193H110V192H109ZM115 193H116V192H115ZM117 193H120V192L118 191ZM117 193H116L115 197H112V196H111V199L109 198V199L113 202V204H116V206H121V207H122V206H125V204H124L125 200H126V203H135V204H136V203H140V204H141V203H142L141 201L144 202V200H145V199H142L143 197H142V198H133V197H129V195H124V194H123V197H124V199H125V200H123V201H124V202H123L122 200H120V198H117V197H116V196H118ZM122 193H123V192H122ZM122 193H121V195H122ZM124 193H126V192H124ZM137 193H138V192H137ZM244 193H245V192H244ZM250 193H251V192H250ZM35 194H36V193H35ZM35 194H34V195H35ZM86 194H85V195H86ZM88 194H89V193H88ZM110 194H112V193H110ZM110 194H109V195H110ZM235 194H236V193H235ZM238 194H239V193H238ZM81 195H82V194H81ZM81 195H80V196H81ZM112 195H113V194H112ZM121 195H120V196H121ZM136 195L138 196L139 194H136ZM143 195H144V194H143ZM157 195H158V194H157ZM254 195H255V194H254ZM15 196H16V195H15ZM36 196H37V194H36ZM42 196H45V195H42ZM83 196H84V195H83ZM101 196H102V195H101ZM104 196H105V195H104ZM137 196H136V197H137ZM147 196H148V195H147ZM147 196H144V198H146ZM150 196H151V194H150ZM167 196H168V195H166V198H165L166 200H169V199L176 200V197H177L176 195L174 196L173 194H172L173 198H172V197H171V198H167ZM259 196H260V195H259ZM1 197H2V196H1ZM92 197H93V196H92ZM106 197H107V196H106ZM106 197H105V198H106ZM139 197H141V196L139 195ZM3 198H4V197H3ZM8 198L11 199L12 201H16V200L18 201V199H20V201H22V202H27V201H26V196H23V195H22V196H19V198H17V197H15V198H14V197L11 198V196H10V197L8 196ZM33 198H35V196H34ZM39 198H40V197H39ZM41 198H44V197H41ZM90 198H91V195H90ZM90 198H89V199H90ZM93 198H94V197H93ZM105 198H104V199H105ZM9 199H8V201L11 203L12 201H10ZM37 199H38V197H37ZM68 199H69V198H68ZM77 199H78V198H77ZM83 199H84V198H83ZM86 199H87V196H86ZM94 199H95V198H94ZM151 199H152V198H151ZM190 199H191V198H190ZM255 199H256V198H255ZM27 200H28V199H27ZM40 200H41V199H40ZM40 200H39V201H40ZM146 200H147V199H146ZM166 200H163V202L166 201ZM262 200H263V199H262ZM31 201H32V200H31ZM39 201H38V202H39ZM73 201H74V200H73ZM84 201H85V200H84ZM88 201H89V200H88ZM255 201H257V200H255ZM28 202H29V201H28ZM32 202H33V201H32ZM109 202H110V201H109ZM163 202H162V203H163ZM167 202H168V201H167ZM259 202H260V201H259ZM259 202L257 201V203H259ZM261 202H262V201H261ZM261 202H260V203H261ZM0 203H3V201L0 202ZM29 203H30V202H29ZM41 203L43 204L44 202H41ZM46 203H48V204L50 205V207H52V208H54V209L57 210V208L53 206V203H52L51 201H47V200H46ZM69 203H70V202H69ZM72 203H73V202H72ZM74 203H75V201H74ZM74 203H73V204H74ZM90 203H92V202H90ZM95 203H96V202H95ZM151 203H154V202H151ZM11 204H12V203H11ZM14 204H15V203H14ZM17 204H18V203H17ZM67 204H68V203H67ZM75 204H76V203H75ZM92 204H93V203H92ZM154 204H155V203H154ZM158 204H159V203H158ZM165 204H167V203L165 202ZM173 204H175V203H173ZM24 205H25V204H24ZM68 205H69V204H68ZM86 205H87V204H86ZM95 205H96V204H94V206H95ZM97 205H98V204H97ZM126 205H127V204H126ZM145 205H146V204H145ZM152 205H153V204H152ZM168 205H169V204H168ZM176 205H177V204H176ZM258 205H259V204H258ZM260 205H261V204H260ZM0 206H2V204H1ZM3 206H5V205H3ZM9 206H11V205H9ZM22 206H23V205H22ZM30 206H31V205H30ZM40 206L42 207L43 205H40ZM88 206H90V204L87 205V208H88ZM139 206H140V205H139ZM172 206H173V205H172ZM67 207H68V206H67ZM96 207H97V206H96ZM127 207H128V206H127ZM136 207H137V206H136ZM142 207L145 208V210H144L143 208H141V211H145V212H146V211H149V212H151V213H153V212H154V213H155V212H158V213H159V212H164V213L166 214V213H170V212L173 213V212H174V210H173L172 208H170V207H168V206H164V205H163V206H160V207H148L147 205H146V207H144V205H143ZM165 207H168V208H165ZM175 207H176V206H175ZM252 207H253V206H252ZM1 208H2V207H1ZM17 208H18V207H17ZM37 208H38V207H37ZM37 208H36L35 206H33L32 209H31V207H30V208L28 207V208H27V209H28V210H27V211H28V214H29L31 217H38L39 215H38L37 212H39V211H37V210H38ZM83 208H84V207H83ZM89 208L92 210V205H91ZM139 208H140V207H138L137 210H140ZM181 208H182V207H181ZM181 208H180V209H181ZM224 208H225V207H221V208H218V209L214 208V209H216L217 211L220 212V211H223ZM253 208H254V207H253ZM2 209H3V208H2ZM4 209H5V208H4ZM4 209H3V210H4ZM78 209H79V208H78ZM97 209H98V208H97ZM97 209L94 208L93 210H97ZM131 209H132V208H131ZM182 209H183V208H182ZM184 209H185V208H184ZM226 209H227V208H226ZM237 209H238V208H237ZM251 209H252V208H251ZM6 210H7V209H6ZM6 210H5V211H6ZM40 210H41V209H40ZM48 210H49V209H48ZM48 210H47V208H46V210H44L46 213H44V214L50 216V211H48ZM61 210H63V209L61 208ZM88 210H89V209H88ZM229 210H230V208H229ZM231 210H232V209H231ZM235 210H236V209H235ZM235 210H234V211H235ZM238 210H239V209H238ZM238 210H237V212H238ZM254 210H255V209H254ZM257 210H258V209H257ZM263 210H264V208H263ZM8 211H10V210L8 209ZM13 211H14V210H13ZM25 211H26V209H25ZM25 211H24V212H25ZM67 211L70 212V211H72V209L67 210ZM134 211H135V210H134ZM181 211H182V210H181ZM187 211H188V210H187ZM242 211H243V210H242ZM18 212H19V211H18ZM22 212H23V211H22ZM59 212H60L61 215L67 217V216L65 215V213H64V210H63V211H59ZM77 212H78V211H77ZM84 212L87 213L88 211L86 212V211L84 210ZM89 212H91V211H89ZM89 212H88V213H89ZM94 212H95V211H94ZM94 212H93V213H94ZM178 212H179V210H178ZM184 212H185V211H184ZM252 212H253V211H252ZM257 212H258V211H257ZM9 213H10V212H9ZM13 213H14V212H13ZM95 213H96V214H95ZM95 213H94L93 215H96V219H94V222H92V223H94V224H92V223H90V224H92L93 226H96V227H93V229L91 228V230H93V232L90 231V232H86V233H84V234H76V233H82V232H81L80 230H78L75 226H73V225H71V224H69V223H68L69 225H66V224H64L63 222H61L59 219L57 220L56 217H55L56 219L53 218V219L56 221L57 225L60 224V226L63 225V226H66V227L70 228V230L68 229L70 232H65V233H69V234H73V233H75V235H73L72 237L70 236V237H71L70 239L62 238L61 236H58V237H59L58 240H57V239H56V240L53 239V240H55V241H54V244H55L54 247H56V249L54 248L55 250H51V253H50V252H49V253L46 252L45 256H44L43 258H41L40 261L37 260V259H36V260L39 261L40 264H49L50 262H51L52 264H57V261H58V260L61 262V261H63V259H65V258L67 259V260L65 259L66 261H69L68 257L65 256V258H64V252L70 251L71 253H76V252L80 251V252H78L79 254H85V253H84V250H85V249H89V251H90L91 247H88V245H87L88 242H86V241L84 240V237H81V236H79V235H84V236L87 237V238H88V237H89V238H90V237H95V238L97 237L98 240H100V241L102 242V239H103V240H104V239H107L108 241H109V239H116V240L118 239V240H121V241H122L123 239H125V241H126V239H128V238L134 237L133 235H134L135 233L138 234V231H137V230H139L140 227H139L137 221H135L136 224L133 223L132 226H131V224H129V225H127L126 227H124V229L121 230V228H118V226H120V223H121V222L119 223V222H116V221H114V222H110V221H108V220H107V221L102 220V219H106L105 217H107V218H109V219L112 220V216L106 215V214H104V212H100L99 210H97ZM136 213H137V212H136ZM136 213H135V214H136ZM141 213H142V212H141ZM158 213H157V214H158ZM185 213H186V212H185ZM229 213H230V212H229ZM234 213H235V212H234ZM247 213H248V212H247ZM258 213H259V212H258ZM3 214H4V213H3ZM25 214H27V213H25ZM44 214H43V215H44ZM58 214H59V213H58ZM58 214H57V215H58ZM89 214H90V213H89ZM147 214H148V213H147ZM179 214H180V213H179ZM186 214H187V213H186ZM225 214H226V213H225ZM231 214H232V212L230 213V216H231ZM237 214H238V213H237ZM253 214H254V213H253ZM0 215H2V214H0ZM8 215H9V214H8ZM21 215H22V214H21ZM43 215H42V216H43ZM52 215H53V214H52ZM129 215H130V214H129ZM129 215L127 214L128 217H129ZM148 215H149V214H148ZM168 215H169V214H168ZM173 215H174V214H173ZM176 215H178V214H175V217H176ZM199 215H200V214H199ZM222 215H223V214H222ZM228 215H229V214H228ZM228 215H227V216H228ZM234 215H235V214H234ZM234 215H233V216H234ZM2 216H3V215H2ZM24 216H25V215H24ZM24 216H23V217H24ZM26 216H27V215H26ZM42 216H41V218H42ZM58 216H59V215H58ZM85 216H88V215H85ZM90 216H92V215H90ZM131 216H132V215H131ZM133 216H134V215H133ZM152 216H153V214H152ZM178 216H179V215H178ZM186 216H188V215H186ZM220 216H221V215H220ZM223 216H224V215H223ZM223 216H222V217H223ZM230 216H229V217H230ZM233 216H232V217H233ZM258 216H259V215H258ZM3 217H4V216H3ZM39 217H40V216H39ZM50 217L52 218L53 216H50ZM72 217H73V216H72ZM149 217H150V216H149ZM172 217H174V216H172ZM179 217H180V216H179ZM189 217H190V216H189ZM229 217H228V218H229ZM261 217H262V215H261ZM4 218H5V217H4ZM21 218H22V217H21ZM25 218H26V217H25ZM51 218H50V219H51ZM85 218H87V217H85ZM91 218H92V217H91ZM94 218H95V216H94ZM113 218H114V217H113ZM129 218H131V217H129ZM133 218H135V217H133ZM136 218H137V217H136ZM138 218H141V217H138ZM176 218H177V217H176ZM202 218H203V217H202ZM202 218H201V219H202ZM207 218H208V217H207ZM207 218H206V219H207ZM230 218H231V217H230ZM254 218H255V217H254ZM22 219H23V218H22ZM29 219H30V218H29ZM35 219H36V218H35ZM42 219H43V218H42ZM53 219H51V220H53ZM73 219H74V218H73ZM120 219H121V218H120ZM120 219H119V220H120ZM179 219H181V218H179ZM182 219H183V218H182ZM182 219H181V220H182ZM204 219H205V216H204ZM215 219H216V218H215ZM226 219H227V218H226ZM237 219H238V218H237ZM8 220H9V218H8ZM11 220H12V219H11ZM19 220H20V219H19ZM19 220H18L17 222H19ZM25 220H26V219H25ZM64 220H65V219H64ZM69 220H70V223H72V224H76V223L73 222L71 219H69ZM114 220H116V219H114ZM119 220H117V221H119ZM123 220H124V218H123ZM123 220L121 219V221H123ZM132 220H133V219H132ZM138 220H139V219H138ZM140 220H141V219H140ZM146 220H147V219H146ZM211 220H212V219H211ZM251 220H252V218H251ZM251 220H249V223L252 222ZM27 221H28V220H27ZM44 221H45V219H44ZM129 221H131V220H129ZM152 221H153V219H152ZM201 221H202V220H201ZM221 221H222V220H221ZM221 221H220V222H221ZM226 221H227V220H226ZM237 221H238V220H237ZM240 221H241V220H240ZM6 222H7V221L3 220V219L1 218V216H0V229H1V228H4V227L6 226ZM33 222H34V221H33ZM49 222H50V221H49ZM76 222L79 223L80 221L78 220V221H76ZM81 222H82V221H81ZM84 222H85V221H84ZM88 222H90V221H88ZM216 222H217V221H216ZM238 222H239V221H238ZM244 222H245V221H244ZM15 223H16V222H15ZM19 223H21V222H19ZM40 223H41V222H40ZM51 223H52V222H51ZM53 223H54V221H53ZM123 223H124V222H123ZM128 223H129V222H128ZM131 223H132V222H131ZM184 223H185V222H184ZM224 223H225V222H224ZM230 223H232V222H230ZM43 224L45 225V223H43ZM124 224H125V223H124ZM139 224H140V223H139ZM8 225H9V224H7V226H8ZM13 225H14V224H13ZM20 225H21V224H20ZM24 225H25V223H24ZM24 225H23V226L21 225V227H20L21 231H27V232H29L30 230H31V231H33V229L35 230V228L30 229V227H28L27 225H25V226H24ZM92 225H91V226H92ZM182 225H183V224H182ZM192 225H193V224H192ZM204 225H205V224H204ZM233 225H234V224H233ZM17 226H18V225H17ZM34 226H36V225L34 224ZM70 226H71V227H70ZM78 226H79V225H78ZM82 226H83V225H82ZM91 226H90V227H91ZM130 226H131V227H130ZM143 226H144V225H143ZM254 226H255V225H254ZM26 227H27V228H26ZM32 227H33V226H32ZM37 227H38V225H37ZM40 227H41V226H40ZM53 227H54L55 229H58L59 232H62V233H63L65 230L67 231V229L64 228L65 230H62L61 227L59 228V227L56 226L55 224L53 225ZM97 227H99V228H97ZM114 227H116V230L114 229V230L109 231V229L114 228ZM231 227H232V226H231ZM263 227H264V226H263ZM15 228H16V227H15ZM38 228H39V227H38ZM232 228H233V227H232ZM256 228H257V227H256ZM259 228H260V227H259ZM4 229H5V228H4ZM28 229H29V231H28ZM55 229H54V230H55ZM89 229H90V228H88V230H89ZM204 229H205V228H204ZM204 229H203V230H204ZM206 229H207V228H206ZM211 229H212V228H211ZM223 229H224V228H223ZM223 229H222V230H223ZM225 229H227V227H226ZM237 229H239V228H237ZM251 229H252V227H251ZM262 229H264V228H262ZM16 230H17V229H16ZM42 230H43V229H42ZM83 230H84V229H83ZM88 230H86V231H88ZM100 230H102V231H100ZM142 230L144 231V229H142ZM142 230H140V231L142 232ZM231 230H232V229H231ZM231 230H230V231H231ZM245 230H246V229H245ZM255 230H256V229H255ZM12 231H13V230H12ZM36 231H37V229L35 230V232H36ZM84 231H85V230H84ZM133 231H135V232L133 233ZM136 231H137V232H136ZM201 231H202V230H201ZM204 231H205V230H204ZM204 231H203V232H204ZM207 231H208V230H207ZM207 231H206V232H207ZM209 231H211V230H209ZM233 231H234V230H233ZM1 232H2V231H1ZM4 232H5V231H4ZM169 232H172V230L169 231ZM234 232H235V231H234ZM245 232H246V231H245ZM7 233H8V231H7ZM155 233H156V232H155ZM160 233H161L164 237H170V238H171V237H174V234H175V233H168V232H166V230H165V231H161ZM258 233H259V232H258ZM4 234H5V233H4ZM25 234H26V233H25ZM27 234H28V233H27ZM27 234H26V235H27ZM32 234H33V233H32ZM37 234H38V233H37ZM144 234H146V232H144ZM147 234L149 235L150 233H147ZM153 234H154V233H153ZM153 234H152V235H153ZM205 234H206V233H205ZM205 234H204V235H205ZM260 234H261V233H260ZM263 234H264V233H263ZM10 235H11V234H10ZM10 235H9V236H10ZM19 235H20V234H19ZM29 235H30V234H28V237H29ZM48 235H49V233H48ZM48 235H47V236H48ZM106 235H108V236H106ZM154 235H155V234H154ZM223 235H224V234H223ZM238 235H239V234H238ZM250 235H251V234H250ZM253 235H254V234H253ZM11 236H12V235H11ZM20 236H21V235H20ZM20 236H19V238H20ZM22 236H23V234H22ZM45 236H46V235H45ZM52 236H53V235H52ZM56 236H57V235H56ZM77 236H78V237H77ZM135 236H136V235H135ZM141 236H143V233L141 234ZM197 236H198V235H197ZM256 236H257V235H256ZM262 236H263V235H262ZM25 237H26V236H25ZM190 237H191V239H194V236H193V235H191ZM198 237H200V235H199ZM203 237H204V236H203ZM219 237H220V236H219ZM242 237H243V236H242ZM249 237H251V236H249ZM260 237H261V235H260ZM263 237H264V236H263ZM3 238H4V237H2V239H3ZM8 238H9V237H8ZM8 238H6L7 241L9 240V242L11 243V241H10L11 238H10V239H8ZM29 238H30V237H29ZM53 238H54V236H53ZM95 238H94V240H95ZM140 238H141V237H140ZM143 238H144V237H143ZM148 238H149V237H148ZM200 238L203 239L202 237H200ZM217 238H218V235H217ZM221 238H224V237H221ZM254 238H256V237H254ZM0 239H1V238H0ZM20 239H21V238H20ZM131 239H132V238H131ZM137 239H138V238H137ZM163 239H164V238H163ZM163 239H162V240H163ZM205 239H206V238H205ZM251 239H252V237H251ZM256 239H257V238H256ZM261 239H263V238H261ZM32 240H33V243H32V244H33V247H34V246H36V245H35V242H37V239H32ZM32 240H30V241H32ZM53 240H52V241H53ZM86 240H87V239H86ZM89 240H91V238L88 239V241H89ZM107 240H106V241H107ZM116 240H115V241H116ZM118 240H117V241H118ZM129 240H130V239H129ZM133 240H134V239H133ZM141 240H142V239H141ZM144 240H145V239H144ZM155 240H156V238H155ZM170 240H171V239H170ZM172 240H174V239H172ZM176 240H179V239H176ZM180 240H181V239H180ZM189 240H190V239H189ZM208 240H209V238H208ZM244 240H245V239H244ZM246 240H247V239H246ZM248 240H249V239H248ZM5 241H6V240H5ZM43 241H44V240H43ZM43 241H42V242H43ZM52 241H51V242H52ZM104 241H105V240H104ZM117 241H116V242H117ZM121 241H120V243H121V245L124 247V245L122 244ZM123 241H124V240H123ZM157 241H158V240H157ZM191 241H192V240H191ZM215 241H216V240H215ZM219 241H220V240H219ZM225 241H226V240H225ZM234 241H236V240H234ZM234 241H233V242H234ZM254 241H256V240H254ZM263 241H264V240H263ZM89 242H90V241H89ZM130 242H131V240H130ZM130 242H129V243H130ZM144 242H145V241H144ZM161 242H162V241H161ZM163 242H166V241L163 240ZM167 242H168V241H167ZM179 242H180V241H179ZM189 242H190V241H189ZM199 242H201V241H199ZM212 242H213V241H212ZM212 242H210V243H212ZM217 242H218V241H217ZM227 242H228V241H227ZM230 242H232V241H230ZM261 242H262V240H261ZM1 243H3L2 240L0 241V244H1ZM10 243H9V244L6 243V244H8L9 247H11ZM38 243H40V242H38ZM123 243H124V242H123ZM148 243H149V242H148ZM171 243H172V242H171ZM193 243H194V242H193ZM214 243H215V242H214ZM218 243H219V242H218ZM238 243H239V244H242V243H240V242H238ZM238 243H237V244H238ZM245 243H246V242H245ZM251 243H252V242H251ZM3 244H4V243H3ZM3 244L1 245V246H2L1 248H2V249H3ZM11 244H12V243H11ZM20 244H21V243H20ZM22 244H23V243H22ZM26 244H28V243H26ZM29 244L32 245L31 243H29ZM29 244H28V245H29ZM36 244H37V243H36ZM91 244H92V243H91ZM99 244H100V242H99ZM105 244H106V243H105ZM115 244H116V243H115ZM125 244H126V246H127V243H125ZM146 244H147V242H146ZM146 244H145V245H146ZM158 244H160V243L158 242ZM161 244H162V243H161ZM176 244L178 245V242H177ZM180 244H181V243H180ZM203 244H204V243H203ZM221 244L223 245L224 243L221 242ZM229 244H230V243H229ZM235 244H236V243H235ZM237 244H236V245H237ZM247 244H248V242H247ZM253 244H254V243H252L251 245H253ZM4 245H5V244H4ZM24 245H25V244H24ZM24 245H23V246H24ZM28 245H25V246H28ZM30 245L28 246L29 249L31 248ZM38 245H39V244H38ZM134 245H135L134 247H137L138 249H139V248H140V249L144 248V247H143L144 244H143V242H141V241H140V242H135ZM152 245H153V244H152ZM152 245H151V246H152ZM189 245H191V244H189ZM213 245H214V244H213ZM222 245H220V246H222ZM227 245H228V244H227ZM6 246H7V245H6ZM6 246H5V248H4L5 250L7 249ZM40 246H41V245H40ZM94 246H95V245H94ZM96 246H98V245H96ZM101 246H104V244H103V245L101 244ZM105 246H106V245H105ZM114 246H115V245H114ZM116 246H117V245H116ZM118 246H119V245H118ZM147 246H148V245H147ZM153 246H154V245H153ZM153 246H152V247H153ZM155 246H156V245H155ZM161 246H162V245H161ZM166 246H167V245H166ZM233 246H234V243H233ZM239 246H240V245H239ZM246 246H247V245H246ZM36 247H37V246H36ZM47 247H48V246H47ZM132 247H133V245H132ZM175 247H176V246H175ZM179 247H181V246H179ZM210 247H211V246H210ZM228 247H229V246H228ZM237 247H238V246H237ZM242 247H243V246H242ZM253 247H254V246H253ZM255 247H256V246H255ZM13 248H14V247H13ZM13 248H12V249H13ZM16 248H18V247L16 246ZM41 248H43V249H40V250H44V247L41 246ZM96 248H97V247H96ZM100 248H101V247H100ZM116 248H117V247H116ZM119 248H120V247H119ZM126 248H127V247H126ZM128 248H129V247H128ZM154 248H155V247H154ZM164 248H165V247H164ZM202 248H203V247H202ZM205 248H207V247H204V250H205ZM216 248H218V246H217ZM216 248H215V249H216ZM233 248H234V247H233ZM243 248H244V247H243ZM10 249H11V248H10ZM19 249H20V247H19ZM37 249H38V248H37ZM47 249L49 250V248H47ZM47 249H46V250H47ZM50 249H51V248H50ZM92 249H93V248H92ZM158 249H159V248H158ZM165 249H166V248H165ZM165 249H164V250H165ZM174 249H176V248H174ZM191 249H192V248H191ZM208 249H209V248H208ZM215 249H214V250H215ZM220 249H221V248H220ZM223 249H224V248H223ZM7 250H8V249H7ZM20 250H21V249H20ZM20 250H19V251H20ZM22 250H24V249H22ZM22 250H21V252H22ZM40 250H39V252H40ZM46 250H45V251H46ZM48 250H47V251H48ZM75 250H76V252H74ZM98 250H99V248H98ZM102 250H103V249H102ZM102 250H101V251H102ZM120 250H122V251H120V252H124L123 249H120ZM125 250H127V249H125ZM135 250H136V248H135ZM161 250H162V249H161ZM179 250H180V249H179ZM179 250H178V251H179ZM182 250L184 251V249H182ZM186 250H187V249H186ZM216 250H217V249H216ZM224 250H226V249H224ZM224 250H223V251H224ZM234 250H235V249H233V251H232L233 253H235ZM239 250H240V249H239ZM239 250H238V251H239ZM245 250H246V249H245ZM1 251H2V250H1ZM9 251H10V250H9ZM30 251H31V250H30ZM49 251H50V250H49ZM56 251L59 252V254H57ZM101 251H100V252H101ZM103 251H104V250H103ZM105 251H106V250H105ZM129 251L132 252L131 249H129ZM137 251H139L141 254L143 253V252H141V250H137ZM146 251H147V250H146ZM170 251H172V250H170ZM175 251H176V250H175ZM212 251H213V250H212ZM219 251H220V250H219ZM229 251H230V250H229ZM229 251H228V252H229ZM236 251H237V249H236ZM242 251H243V250H242ZM3 252H4V250H3ZM3 252H2V253H3ZM5 252H6V251H5ZM31 252H32V254H33V249H32ZM92 252H93V251H92ZM107 252H108V251H107ZM139 252H138V253H139ZM152 252H153V251H152ZM168 252H169V251H168ZM181 252H182V251H181ZM181 252H180V253H181ZM206 252H207V250H206ZM221 252H222V251H221ZM244 252H245V251H244ZM254 252H255V251H254ZM11 253H13V252H11ZM16 253H18V252H16ZM19 253H20V252H19ZM28 253H29V252H28ZM90 253H91V252H90ZM94 253L96 254V252H94ZM104 253H105V252H104ZM116 253H117V252H116ZM125 253H126V252H125ZM125 253H124V254H125ZM154 253H155V252H154ZM173 253H174V252H173ZM180 253H178V254H180ZM182 253H183V252H182ZM216 253H218V252H216ZM236 253H237V252H236ZM239 253H240V252H238V254H239ZM5 254H6V253H5ZM29 254H30V253H29ZM48 254H49V255H48ZM88 254H89V252H88ZM92 254H93V253H92ZM97 254H99V253H97ZM101 254H102V253H101ZM105 254H106V253H105ZM124 254H123V255H124ZM136 254H137V253H136ZM155 254H156V253H155ZM155 254H154V255H155ZM158 254H159V251H158ZM161 254H162V253H161ZM163 254H164V253H163ZM223 254H225V252H224ZM226 254H227V253H226ZM247 254H250V253H247ZM6 255H7V254H6ZM36 255H37V252H36ZM66 255H68V254H66ZM72 255H73V254H72ZM72 255H71V256H72ZM86 255H87V252H86ZM118 255H119V253H118ZM156 255H157V254H156ZM156 255H155V256H156ZM191 255H193V254L191 253ZM191 255H190V256H191ZM201 255L204 256L203 253H202ZM210 255H211V253H210ZM213 255H214V254H213ZM221 255H222V254H221ZM227 255H228V254H227ZM233 255H234V254H233ZM242 255H243V254H242ZM244 255H245V254H244ZM257 255H258V254H257ZM259 255H260V254H259ZM13 256H14V255H13ZM17 256H18V255H17ZM28 256L30 257V255H28ZM32 256H35V255H32ZM96 256H97V255H96ZM101 256H103V255H101ZM119 256H120V255H119ZM121 256H122V255H121ZM127 256H128V255H125V257H124V256H122V257L126 258ZM138 256H140V255H138ZM143 256H144V258H142ZM143 256H141V258H142V259H145L146 256H145V255H143ZM147 256H148V254H147ZM175 256H176V252H175ZM196 256H197V255H196ZM217 256H218V255H217ZM223 256H224V255H223ZM249 256H250V255H249ZM252 256H253V255H252ZM260 256H261V255H260ZM6 257H7V256H6ZM6 257H5L4 255H0V264H9V262H8L9 260H8ZM11 257H12V255H11ZM21 257H22V255H21ZM76 257H77V256H76ZM92 257H93V255H92ZM98 257H99V256H98ZM114 257H115V256H114ZM114 257H113V259H114ZM130 257H131V256H130ZM176 257H177V256H176ZM191 257H192V256H191ZM193 257L195 258L194 255H193ZM204 257H205V256H204ZM207 257H208V256H207ZM238 257H239V256H238ZM238 257H237V255H236V258H238ZM243 257H244V256H243ZM250 257H251V256H250ZM93 258H94V257H93ZM116 258H117V257H116ZM119 258H120V257H119ZM124 258H123V260H124ZM165 258H166V257H165ZM186 258H187V257H186ZM201 258H202V257H201ZM245 258H247V256H246ZM245 258H244V259H245ZM254 258H255V257H254ZM258 258H260V257H258ZM20 259H21V258H20ZM31 259L34 260L33 258H30V260H31ZM74 259H76V258L74 257ZM74 259H73V260H74ZM81 259H82V258H81ZM81 259H80V260H81ZM86 259H87V256H86ZM99 259H100V258H99ZM117 259H118V258H117ZM120 259H121V258H120ZM129 259H130V258H129ZM151 259H152V258H151ZM191 259H192V258H191ZM198 259L200 260V257H199ZM202 259H203V258H202ZM16 260H17V259H16ZM18 260H19V259H18ZM18 260H17V261H18ZM22 260H23V261H22ZM22 260H21V261L24 262V259H22ZM27 260H29V259H27ZM77 260L80 261L79 259H77ZM87 260L89 261V259H87ZM94 260H95V258H94ZM139 260H140V259H139ZM139 260H138V261H139ZM155 260H156V259H155ZM166 260H169V257H168V259H166ZM171 260H172V259H171ZM189 260H190V259H189ZM194 260H197V259H194ZM203 260H206V259H203ZM208 260H209V259H208ZM230 260H231V259H230ZM234 260H236V259H234ZM241 260H243V259L241 258L240 261H241ZM245 260H246V259H245ZM254 260H255V259H252V261H254ZM70 261H71V260H70ZM102 261H103V260H102ZM112 261H114V260H112ZM124 261L127 263V260H124ZM141 261H142V260H141ZM144 261H145V260H144ZM144 261H143V262H144ZM147 261H149V260H147ZM157 261H159V260L157 259ZM190 261H191V260H190ZM197 261H198V260H197ZM231 261H232V260H231ZM247 261H248V260H246V263H247ZM249 261H250V260H249ZM252 261H251V262H252ZM259 261H260V260H259ZM261 261H262V260H261ZM5 262H8V263H5ZM18 262H19V261H18ZM32 262H33V261H32ZM64 262H65V261H64ZM71 262H72V261H71ZM73 262H74V261H73ZM80 262H81V263H82V262L85 263V261H80ZM89 262H91V261H89ZM92 262H93V261H92ZM95 262H96V261H95ZM103 262H104V261H103ZM116 262H117V261H116ZM118 262H119V261H118ZM134 262H135V261H134ZM161 262H163V261H161ZM168 262H170V261H168ZM206 262H207V260H206ZM206 262H205V263H206ZM242 262H244V261H242ZM254 262H257V261L255 260ZM84 263H83V264H84ZM86 263H88V262H86ZM105 263H106V262H105ZM121 263H122V261H121ZM137 263H138V262H137ZM139 263H140V262H139ZM148 263L151 264L150 261H149ZM157 263H158V262H155V264H157ZM207 263L209 264V261H208ZM234 263H235V262H234ZM240 263H241V262H240ZM258 263H259V262H257V264H258ZM13 264H14V263H13ZM15 264H16V262H15ZM20 264H21V262H20ZM25 264H28L27 261H26ZM31 264H32V263H31ZM36 264H37V263H36ZM64 264H65V263H64ZM66 264H67V263H66ZM76 264H77V263H76ZM91 264H92V263H91ZM98 264H99V263H98ZM102 264H103V263H102ZM113 264H114V263H113ZM115 264H117V263H115ZM132 264H134V263H132ZM140 264H141V263H140ZM161 264H162V263H161ZM166 264H167V263H166ZM174 264H175V263H174ZM200 264H201V262H200ZM237 264H238V263H237ZM243 264H244V263H243ZM254 264H255V263H254Z\"/></svg>",
    "mask_w": 264,
    "mask_h": 264
},
{
    "label": "water",
    "instance_id": "obj_3",
    "mask_svg": "<svg viewBox=\"0 0 264 264\" xmlns=\"http://www.w3.org/2000/svg\"><path fill=\"white\" fill-rule=\"evenodd\" d=\"M219 264H222V263H219Z\"/></svg>",
    "mask_w": 264,
    "mask_h": 264
}]
</instances>
